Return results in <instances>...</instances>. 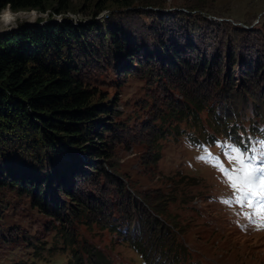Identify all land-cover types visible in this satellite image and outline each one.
Here are the masks:
<instances>
[{"label":"trees","instance_id":"obj_1","mask_svg":"<svg viewBox=\"0 0 264 264\" xmlns=\"http://www.w3.org/2000/svg\"><path fill=\"white\" fill-rule=\"evenodd\" d=\"M132 2L100 0L97 13L112 5L119 8L103 22L23 26L0 37V219L14 193L28 198L30 209L50 216L64 230L65 222L81 221L120 235L145 264H206L182 242L183 227L164 219L166 205L140 202L98 160L113 158L106 134L118 128L108 122L114 111L104 105L100 88L114 79L121 85V76L133 75L163 92L175 89L184 102L173 96L163 99L167 111L160 109L155 117L162 123L191 117L195 126L186 123L195 131L188 135L194 145L225 138L244 148L251 137L264 141V98L253 100L255 88L248 79L242 81L249 89L243 91V101L252 100L255 118L247 120L249 126L240 119L237 102L230 104V78L213 89L192 84L199 78L210 80L214 63L223 56L228 64L239 63L246 74L260 73L264 26L225 25L193 8L170 14L135 10ZM9 4L14 10H44V0H0V9ZM191 73L193 81L186 78ZM172 79L178 81L175 86ZM220 97L223 107L216 112L209 104ZM233 105L234 110L226 109ZM205 110L209 127L200 118ZM157 130L151 139L154 162L161 158L156 141L161 127ZM64 242L75 244L70 236ZM71 252L73 264H84L76 249ZM87 253L91 264H107L102 252Z\"/></svg>","mask_w":264,"mask_h":264},{"label":"rangeland","instance_id":"obj_2","mask_svg":"<svg viewBox=\"0 0 264 264\" xmlns=\"http://www.w3.org/2000/svg\"><path fill=\"white\" fill-rule=\"evenodd\" d=\"M99 1L44 0V10L18 9L35 10L40 18L36 23H21L10 31H0V37L23 26L64 22L79 26L93 21L103 22L110 14L119 12V8L112 5L97 13ZM132 5L135 10L163 14L188 13V9L193 8L225 25L246 29L264 26V0H133ZM193 57L190 61L195 63L197 54ZM214 64L215 71L210 80L199 78L192 84L213 89L221 85L225 77L227 81L230 78V104L237 102L239 117L244 120V125L249 126L247 120L255 119L254 107L252 100L249 104L243 101L247 99L243 91L249 89L242 81L248 79L250 86L255 88L253 100L261 101L264 98V69L257 74H246L239 63L235 66L228 64L224 56L221 60L218 57ZM186 78L193 81L192 73ZM121 81L124 82L120 85L114 79L108 82V87L100 88L106 97L104 105L111 106L114 111L108 122L116 123L118 128L106 134L115 151L113 158L98 160L140 202L144 203V199L149 205L156 202L166 205L164 219L183 227L182 242L195 254L199 253L206 264H264V219H260L264 211L259 204L260 209L255 213L252 209L258 203H248V198L232 187V170L237 166L225 153L233 144L220 139L215 143L194 145L188 137L195 132L189 125V122L193 123L191 117L186 119L188 124L185 120L162 123L155 117L160 109L166 110L163 99L169 100L173 96L176 101L184 102L179 92L175 89L163 92L133 75L121 76ZM170 83L175 86L178 81L172 79ZM222 99L214 98L209 105L218 112L223 107ZM226 109L234 110V105ZM207 113L205 110L200 117L204 127L210 126ZM157 127L162 130L156 140L161 158L154 162L151 154L155 147L151 145V139L152 134L158 132ZM173 197H176L175 202ZM8 199L9 203L4 207L7 211L0 219L3 222L0 223V264H73L72 249L82 255L84 264H91L87 250L102 252L108 259L107 264H145L143 256L120 235L103 231L94 224H90V228L81 221L65 222L67 228L64 230L50 216L30 209L28 198L20 199L10 193ZM68 236L75 240L72 247L64 242Z\"/></svg>","mask_w":264,"mask_h":264},{"label":"snow or ice","instance_id":"obj_3","mask_svg":"<svg viewBox=\"0 0 264 264\" xmlns=\"http://www.w3.org/2000/svg\"><path fill=\"white\" fill-rule=\"evenodd\" d=\"M225 154L237 166L230 181L233 189L248 198V203L261 204L264 211V141L244 148L231 145Z\"/></svg>","mask_w":264,"mask_h":264},{"label":"clouds","instance_id":"obj_4","mask_svg":"<svg viewBox=\"0 0 264 264\" xmlns=\"http://www.w3.org/2000/svg\"><path fill=\"white\" fill-rule=\"evenodd\" d=\"M40 14L35 10L27 12L24 10H13L9 4L0 9V31H10L21 23H36Z\"/></svg>","mask_w":264,"mask_h":264}]
</instances>
